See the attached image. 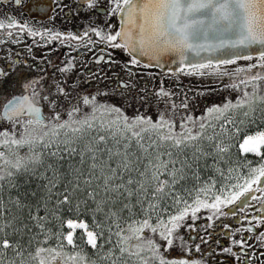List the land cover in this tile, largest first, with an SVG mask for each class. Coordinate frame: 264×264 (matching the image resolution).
Here are the masks:
<instances>
[{
  "label": "snow or ice",
  "instance_id": "6c2138e0",
  "mask_svg": "<svg viewBox=\"0 0 264 264\" xmlns=\"http://www.w3.org/2000/svg\"><path fill=\"white\" fill-rule=\"evenodd\" d=\"M82 3L88 9L97 6V0ZM104 11L105 19L115 16L119 26L108 24L105 31L85 25L74 34L36 30L13 17L0 19V29H8L4 34L9 38L17 30L43 36L46 43L58 40L63 45L64 37L77 47L81 42L103 43L102 51L119 48L128 55L125 68L163 67L161 60L170 56L179 66L168 68L169 73L226 77L230 82L221 86L237 94L193 116L187 111V94L177 104L161 82L154 93L139 89L145 93L138 96L145 109L153 98L164 100L165 107L153 118L141 112L128 116L115 104L98 103L95 93H77L73 103L78 81L66 88V81L53 80L54 87L48 88L40 77L22 83L18 78V94L0 104V121L8 125L0 128V264H204L165 253L177 243L189 251L188 242L178 235L189 215L195 220L200 210H207L211 226L215 216L234 215L224 209L241 197L258 202L260 208L253 210L264 212V0H107ZM189 53L198 62H191ZM240 59L248 62L237 64ZM232 64L236 66L229 72L225 66ZM72 67L68 57L59 71L64 76ZM7 75L0 70V77ZM117 85L124 95L129 85L136 88L131 80L118 79ZM83 107L89 111L81 115ZM181 109L177 124L175 113ZM94 128L107 129L114 145L107 146L102 134L80 145ZM117 134L120 140H115ZM133 140L139 154L129 151ZM233 148L241 157L238 162L230 159ZM246 154L258 159H244ZM202 162L213 175L202 177ZM216 174L223 177L219 187ZM18 177H23L20 183ZM32 181L35 189L18 191ZM250 219L264 224V215ZM241 227L252 231L251 224ZM77 231L91 247V258L78 247ZM255 238L264 246V232ZM229 240L244 251L243 238L229 235ZM221 251L236 256L230 246Z\"/></svg>",
  "mask_w": 264,
  "mask_h": 264
},
{
  "label": "flooded vegetation",
  "instance_id": "af4514ba",
  "mask_svg": "<svg viewBox=\"0 0 264 264\" xmlns=\"http://www.w3.org/2000/svg\"><path fill=\"white\" fill-rule=\"evenodd\" d=\"M106 8L107 0H97V6L91 9L85 8L82 0H19L18 4L16 0H0V19L14 17L20 22L26 21L36 30L47 28L49 31H72L74 34H79L84 30L85 25L101 26L105 31H107L108 24H112L114 27L119 26V20L115 16L105 19L104 9ZM7 31L9 30L6 28L0 29V70L8 73L7 77H0V104L3 103L6 96L18 94L15 91L18 88L16 83L18 78L22 83L24 79L40 77L42 83L48 88L54 87L53 80L66 81V88H71L73 81H78V87L71 93L73 103H75L77 93L91 95L115 90L121 94L117 80L122 79L124 81L131 80L136 84L135 89L129 85L127 89L122 90L126 92L127 96L130 94L131 97L140 96L142 92L139 89L141 88L146 89L147 92H153L155 88L161 86L162 82L163 87L174 94L172 99L177 104L182 103L185 94H187V111L199 115L202 113V109L212 104L210 101L202 103L191 101L203 87L202 84L214 88V83L221 85L230 82L226 77L217 79L211 74L196 75L195 73L180 72L178 75H173L143 64L129 65L128 68H125L124 64L129 57L119 48H107L102 51L106 48L103 43L93 46L83 42L80 47H77V42L69 41L67 37H64L63 45L58 40L46 43V38L43 36L31 37L27 35L26 31L21 34L17 30H11L12 35L9 38L4 34ZM89 35L94 41L97 39L93 34L89 33ZM96 56H100L102 59L97 62L94 59ZM9 57H11V61ZM68 57L72 58L73 67L62 76L59 68L62 63L67 61ZM12 61L17 63L13 64ZM239 61L246 60L240 59L236 63ZM235 66L232 64L225 67L231 72ZM200 80L203 82L199 85ZM263 83L264 81L261 82L262 85ZM262 85L260 87L264 91V85ZM211 90L213 91L212 88ZM126 95L122 94V96ZM149 103L159 108L165 107L163 98L159 103L155 98L151 99ZM144 104L145 102H142V105ZM63 107V114L66 116L67 104L65 103ZM43 110L47 114V108L45 107ZM183 112L184 110L181 109L175 113V117ZM7 126L6 123L0 121V128ZM243 158L253 162L258 159L252 154H247ZM245 203L251 204L252 207H244ZM242 207L244 208L243 213L240 211ZM253 208L259 209L260 204L241 197L234 205H229L224 209L234 215L215 216L211 221V226L208 222V211L200 210L195 220L189 216L188 225H191V228L187 226L185 232H179L188 242L189 251L184 252L177 243L165 250V253L169 258L183 256L186 259L203 260L204 264H264V246L255 238L256 235L264 232V224H257L250 219L257 215H264V212L254 211ZM241 215L248 219L241 220ZM225 224L229 226L227 229L224 227ZM246 224H251V232L241 227ZM237 229L240 230L236 231ZM229 235L234 239L243 238L245 240L246 246L243 252L240 251L241 246L231 245ZM196 245H199V249L196 248ZM229 246L233 248L236 256L221 251ZM246 256H251V261L245 259Z\"/></svg>",
  "mask_w": 264,
  "mask_h": 264
},
{
  "label": "rangeland",
  "instance_id": "374dc122",
  "mask_svg": "<svg viewBox=\"0 0 264 264\" xmlns=\"http://www.w3.org/2000/svg\"><path fill=\"white\" fill-rule=\"evenodd\" d=\"M242 62H246V61H239L238 63L239 64H243ZM202 82H203V80H200L199 85L202 84ZM207 83H209V82H207ZM263 85H264V83H263ZM202 86L203 87L201 89H199L200 91L197 94L194 95V97L192 98L191 101H193L195 103H202V102H205V101H210V102H212V104L213 103L219 104V103L223 102L225 97H229L231 99H234L236 94H237L234 89L231 90V89H228V88L221 87V85L217 84V83H214V88L211 87L213 89V91L211 90L210 87H208L209 85L202 84ZM144 90H145V92H147L146 89H144ZM261 91H262V87H261ZM153 93H154V91H153ZM144 94L145 93H141L140 95H144ZM96 99H97L98 103L115 104V105L121 107L122 110L128 116L134 115L137 112H141V113H144V114H147V115H151L153 118H155V116L158 114V109H162V108L156 107V105L153 106L152 103H149V106L147 107V109H145V106L142 105V102L138 100V97H131L130 94H128V96L127 95L126 96H122V94H120L119 92H117L115 90L103 91V92L97 93L96 94ZM203 110L204 109L201 110L202 113H203ZM88 111H89V109L87 107H83L81 115L83 113H85V112H88ZM202 113H200L199 115H201ZM192 115L193 116H199L198 114H195V115L192 114ZM178 117H180V114H179ZM178 117H175V118H178ZM103 118L106 119L107 117H103ZM176 121H177V124H178L179 118L176 119ZM257 123L258 124L260 123L259 120H257ZM209 131H211V130H209ZM97 134H102V135L106 136V138H107V146H113L114 145V140H113V138L108 136L107 129L98 130L96 128L90 130L83 137V139L80 140L79 144L82 145L85 141L91 139L92 137H94ZM115 140H120V137H119L118 134L115 137ZM144 140H145V143H147L148 137L146 135H145ZM122 145H123V141H121L120 145H118V146L122 147ZM101 146L105 147V145H101ZM78 147H79V145H78ZM133 150H135L136 153L139 154V150L137 149V146L135 144V140H133L131 142V149H129V151H133ZM240 158L241 157H240V155L237 152V148H233L230 159L232 161H234V162H238L240 160ZM203 163L204 162H202V167H201V175H202V177L213 175L212 169L210 167L205 169L203 167ZM207 163L211 164V159H209L207 161ZM222 166L227 167V165H224V164H221V167ZM208 170H210V171H208ZM215 179L217 180V185H219V183L223 181V177H221L219 174L215 175ZM188 183H189V185H191L193 183V181L190 180V181H188ZM3 195H4V198L7 199V188H6V186L4 188ZM161 207H163V205H161ZM188 221H189V217L186 218L185 224L182 225L181 228L179 229V231H178V235L179 236H181L179 232H185L187 230ZM76 239L79 240L78 243H77L78 247L84 249L88 253L89 257L91 258L93 256V251H92L90 246H87L86 244H84L83 241H80V233H79V231L76 232ZM52 243H55V241L53 240ZM83 245H85V247ZM103 264H110V262L105 261V262H103Z\"/></svg>",
  "mask_w": 264,
  "mask_h": 264
},
{
  "label": "water",
  "instance_id": "95a60500",
  "mask_svg": "<svg viewBox=\"0 0 264 264\" xmlns=\"http://www.w3.org/2000/svg\"><path fill=\"white\" fill-rule=\"evenodd\" d=\"M119 24V23H118ZM201 56H216L217 58H222V57H220L219 56V53H211V54H209V53H201L200 54ZM173 59L174 58H172V57H170V56H165L162 60H161V65H163V67H160V66H156L155 64H151V65H148L149 67H152V68H156V69H158V70H160V71H162V72H168L167 71V69L168 68H176V67H178L179 65L178 64H174V62H173ZM198 57L195 55V54H193V53H189V60L191 61V62H193V63H195V62H198Z\"/></svg>",
  "mask_w": 264,
  "mask_h": 264
},
{
  "label": "trees",
  "instance_id": "16d2710c",
  "mask_svg": "<svg viewBox=\"0 0 264 264\" xmlns=\"http://www.w3.org/2000/svg\"><path fill=\"white\" fill-rule=\"evenodd\" d=\"M23 180V177H18L17 178V183H20V181ZM28 188H32L35 189L36 188V182L32 181L29 184H24L20 187V189H18V191H20L21 193L24 192L25 190H27ZM13 194H16V190L13 191ZM79 240L76 239V243H78ZM80 241H82L80 239ZM85 247V245H83Z\"/></svg>",
  "mask_w": 264,
  "mask_h": 264
}]
</instances>
